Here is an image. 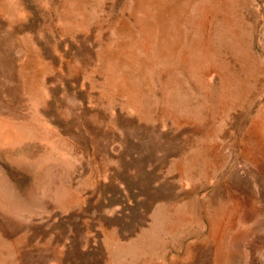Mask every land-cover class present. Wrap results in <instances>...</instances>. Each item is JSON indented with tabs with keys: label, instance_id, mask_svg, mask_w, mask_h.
Returning <instances> with one entry per match:
<instances>
[{
	"label": "rangeland",
	"instance_id": "rangeland-1",
	"mask_svg": "<svg viewBox=\"0 0 264 264\" xmlns=\"http://www.w3.org/2000/svg\"><path fill=\"white\" fill-rule=\"evenodd\" d=\"M0 264H264V0H0Z\"/></svg>",
	"mask_w": 264,
	"mask_h": 264
},
{
	"label": "bare ground",
	"instance_id": "bare-ground-1",
	"mask_svg": "<svg viewBox=\"0 0 264 264\" xmlns=\"http://www.w3.org/2000/svg\"><path fill=\"white\" fill-rule=\"evenodd\" d=\"M160 3V2H159ZM228 23V22H227Z\"/></svg>",
	"mask_w": 264,
	"mask_h": 264
}]
</instances>
